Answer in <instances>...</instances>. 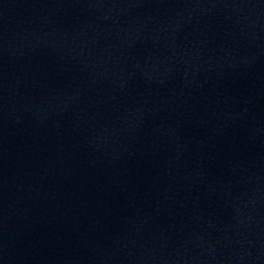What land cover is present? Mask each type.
<instances>
[{
  "label": "water",
  "instance_id": "obj_1",
  "mask_svg": "<svg viewBox=\"0 0 264 264\" xmlns=\"http://www.w3.org/2000/svg\"><path fill=\"white\" fill-rule=\"evenodd\" d=\"M0 264H264V0H0Z\"/></svg>",
  "mask_w": 264,
  "mask_h": 264
}]
</instances>
